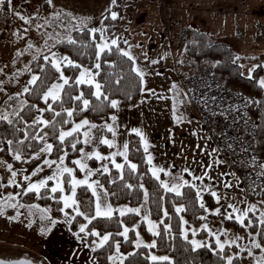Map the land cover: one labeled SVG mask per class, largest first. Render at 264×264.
I'll return each instance as SVG.
<instances>
[{"label":"snow or ice","instance_id":"obj_1","mask_svg":"<svg viewBox=\"0 0 264 264\" xmlns=\"http://www.w3.org/2000/svg\"><path fill=\"white\" fill-rule=\"evenodd\" d=\"M120 7L109 0L94 17L61 0H0L3 31L19 21L13 60L0 66V218L38 220L45 236L68 225L85 264H264V62L231 61L259 99L208 72L196 87L170 76L153 86L170 52L135 54L143 44L116 31ZM160 104L165 143H178L177 129L191 136L177 159L146 122ZM126 108L142 119L125 122Z\"/></svg>","mask_w":264,"mask_h":264},{"label":"rangeland","instance_id":"obj_2","mask_svg":"<svg viewBox=\"0 0 264 264\" xmlns=\"http://www.w3.org/2000/svg\"><path fill=\"white\" fill-rule=\"evenodd\" d=\"M163 1L164 0H123V5H125L123 11L125 15L124 18L127 19L130 12L132 22H122L116 25L117 33L128 37L130 43L143 44L142 48L133 49L135 54L141 55L143 52L147 51L155 58L158 55H163L166 51L170 52L167 60H165L162 65L158 66V70L164 72L165 76L154 78L153 86L156 87L166 84L165 77L168 76L172 79L183 80V74L177 68L176 64L179 48L181 47L179 26L173 24V28L170 30L169 35L167 32L164 33L163 31L162 35L161 33L157 34L155 30L161 32L159 30L162 28L160 27L162 23H159L157 12L152 13L150 10L148 14L140 12L141 9H158V6H160ZM175 2L181 4L184 0H175ZM61 3H66L68 7L75 8L76 12L80 15L99 17L100 12L109 5V0H61ZM36 6L35 4L33 5V7ZM18 24L19 21H14L12 24L8 25L7 31H3L6 21L3 17H0V66L5 62L10 64L13 60L14 49L18 46V42H16L12 36V31ZM154 26L156 29L152 30ZM210 29V25H207L206 31ZM222 33L223 34H218L221 36L219 37L220 39L213 35V41L225 42L234 47L239 54L244 56V59L241 60L242 64L248 65L250 62L255 63L256 61H251L249 59L251 56H255L258 61L264 62V43L262 41L257 44L254 38V28L252 25L248 27L246 36L243 38L236 35L235 31L230 28ZM168 37H170L171 43L169 39H167ZM170 69L174 70L170 71ZM261 75H264V73H261ZM156 107L159 112L158 116L147 112L145 113L147 117L146 122H151L152 124V127L149 129L152 134V139L157 145L159 152H166L168 156L177 159L173 153H178L180 151L181 143H189L191 141V136L187 129L183 130V132L177 129L176 136L178 143L175 145L166 144L165 132L166 128L169 126V116L164 111L163 104ZM192 115L198 118L195 112H192ZM123 118L125 122L130 124H137L142 119L138 110H129L127 108L123 113ZM3 158L8 159L7 157ZM166 158L167 157L163 155L160 157L162 161ZM177 163H180V161L177 160ZM4 174L7 175L6 172ZM9 214H11V212ZM25 223H27V221L24 223L9 222L5 218H0L1 254L25 250L32 253L37 259L43 260L45 264H72L73 260H75V264H85L90 253L80 248L79 242L73 237L68 225L58 223L55 228H53L52 234L45 236L39 231L37 226V224H39L38 220L37 224H34L31 228L25 227ZM145 238L148 239L146 236ZM74 250H79L80 255L73 256Z\"/></svg>","mask_w":264,"mask_h":264},{"label":"crops","instance_id":"obj_3","mask_svg":"<svg viewBox=\"0 0 264 264\" xmlns=\"http://www.w3.org/2000/svg\"><path fill=\"white\" fill-rule=\"evenodd\" d=\"M68 8L72 9V7ZM124 9L125 5L123 11ZM149 10L152 13L157 12L159 23H162V26L160 25L162 28L159 30L161 32L155 30V26L152 28L157 34L161 33L162 35L163 31L169 35L173 23L182 21L187 27L201 31H206V26L210 25L211 29L208 31L217 36L218 39L221 37L218 34H223L222 32L229 30V28L234 30L240 38H243L246 36L248 27L252 25L255 41L257 44L262 41L264 43V38L258 35L255 27V20L264 16V0H184L181 4L175 0H164L158 9H141L140 12L148 14ZM76 14L80 15L77 12ZM122 15L123 19L119 23L132 22L130 12L127 19L124 18L123 12ZM167 39L170 42V37Z\"/></svg>","mask_w":264,"mask_h":264},{"label":"trees","instance_id":"obj_4","mask_svg":"<svg viewBox=\"0 0 264 264\" xmlns=\"http://www.w3.org/2000/svg\"><path fill=\"white\" fill-rule=\"evenodd\" d=\"M119 4L121 6L119 11L122 13L124 8L123 0H119ZM114 10L116 9L114 8ZM119 22L120 20L114 23L117 25ZM187 31L188 37L185 41H181L177 59V61L183 60L184 65L180 66L176 62L177 68L182 72L183 77L205 66H211V64L219 60L221 61L220 66L213 68L214 73L219 79L231 87L240 88L255 94L257 99L261 98L259 90L247 79V77L238 74V71L243 70H238L237 67L231 63L236 55L242 56L234 47L225 42L213 41V35L209 31H201L189 26L187 27ZM185 47H187V51H185ZM238 63H241V61ZM120 202L127 203V201ZM146 237L149 238L148 235H146Z\"/></svg>","mask_w":264,"mask_h":264},{"label":"built area","instance_id":"obj_5","mask_svg":"<svg viewBox=\"0 0 264 264\" xmlns=\"http://www.w3.org/2000/svg\"><path fill=\"white\" fill-rule=\"evenodd\" d=\"M173 24H177L179 26V36H180V40L181 41H185L188 37V31H187V26L182 22V21H176ZM255 27L257 30V33L260 37L264 38V16L257 18L255 20ZM206 72L210 73V74H214L215 77L220 81V83L222 85H224L226 88H228L230 90V94L234 95L236 93H240L242 95H246V96H255V94L249 93L247 91H244L240 88H235V87H231L229 85H227L224 81H222L221 79H219L216 74L213 71V68L211 66H205L203 68H201L200 70H197L191 74L185 75L183 77V82L188 84V87H196L195 84V79L198 75H204ZM257 98V97H256ZM197 117L199 118V112L196 111Z\"/></svg>","mask_w":264,"mask_h":264},{"label":"flooded vegetation","instance_id":"obj_6","mask_svg":"<svg viewBox=\"0 0 264 264\" xmlns=\"http://www.w3.org/2000/svg\"><path fill=\"white\" fill-rule=\"evenodd\" d=\"M0 258H6V259H11V260H16V259H21V258H29L32 259L34 261L40 260L37 259L36 256H34L32 253L28 252V251H15L12 253H6V254H1L0 253Z\"/></svg>","mask_w":264,"mask_h":264},{"label":"water","instance_id":"obj_7","mask_svg":"<svg viewBox=\"0 0 264 264\" xmlns=\"http://www.w3.org/2000/svg\"><path fill=\"white\" fill-rule=\"evenodd\" d=\"M21 259H24V258H21Z\"/></svg>","mask_w":264,"mask_h":264}]
</instances>
